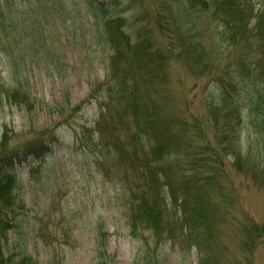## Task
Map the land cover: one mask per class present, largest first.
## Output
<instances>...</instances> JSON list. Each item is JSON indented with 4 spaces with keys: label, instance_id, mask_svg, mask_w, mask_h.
<instances>
[{
    "label": "rangeland",
    "instance_id": "rangeland-1",
    "mask_svg": "<svg viewBox=\"0 0 264 264\" xmlns=\"http://www.w3.org/2000/svg\"><path fill=\"white\" fill-rule=\"evenodd\" d=\"M121 1L108 14L127 16L133 37L144 28L152 34L155 46L164 51L177 17H183L182 6L173 0ZM247 5L252 25L253 15L264 9V0H247ZM170 8L176 19H170ZM197 11L206 13L200 3L191 10L192 16ZM211 26L213 34L218 32L217 23ZM99 28L95 21L86 19L80 0H0L1 76L6 85L27 77L25 87L34 103L27 109L0 101V141L5 129L13 145L61 120L58 142L46 155L34 153L15 161L20 189L12 191L18 198L13 208L19 213L12 229L6 230L5 252L18 253L23 245L35 264H96L95 234L101 224L105 251L114 258L112 264H264V134L256 132L248 118L238 123V145L247 162L237 168L234 156L225 154L212 127L204 122L202 105L219 85L215 73L234 68L231 65L242 53H261L264 41L258 48L247 49L238 42L228 47V42L223 45L214 39L215 73H195L184 58L171 56L159 67V77L147 81L149 94L156 96L163 109L160 112L169 125L167 130L177 128L173 135L181 148L183 166L190 163L187 174L197 178L191 192L203 194L201 201L191 198L186 215L205 214L206 225L211 226V233L204 234L202 229L183 223L178 204L181 197H172L163 184L161 226L172 228L168 235L165 231L166 238L156 248L151 229L142 224L136 230L129 227L131 210L125 201L132 199L131 193L126 188L121 191L115 178H104L128 177L133 184L137 161L129 160L135 152L148 154L149 148L116 112L108 122L122 129L121 140L119 136L111 139L106 131L102 136L95 126L100 104L108 101L106 95L111 97L106 92L110 50L98 38ZM15 34L20 38L14 40ZM32 37L39 41L31 50L32 56L19 59L21 41L26 43ZM15 59L20 64L19 73ZM123 69L130 73L126 66ZM68 97L72 106L82 104V108L71 112ZM52 105H58L63 114L51 112L48 106ZM181 120L185 121L182 132V126L174 124ZM121 141L127 145L124 152ZM175 159L161 161V170ZM180 177H184L183 171ZM187 234L193 238L184 240Z\"/></svg>",
    "mask_w": 264,
    "mask_h": 264
},
{
    "label": "trees",
    "instance_id": "trees-1",
    "mask_svg": "<svg viewBox=\"0 0 264 264\" xmlns=\"http://www.w3.org/2000/svg\"><path fill=\"white\" fill-rule=\"evenodd\" d=\"M173 1L175 5L182 6L184 20L183 17L176 19L177 15L170 8V19H176L177 23L170 35L171 41L168 47L162 51L155 46V40L149 31L141 28L133 37L134 31L128 24L127 16L108 14L112 7L121 5V0H80L86 19L91 22L95 21L100 25L98 38L103 42L106 50H110L108 56L110 59L106 61V77L109 78L107 79L106 92L111 97L108 98L106 95L108 101L100 104V118L96 120L95 126L102 136L106 131V134H110L111 139L119 136V140H121L122 129H116L108 122L113 112H116L126 126L134 128L135 135L139 136L140 141L143 142L144 140L145 143H148L149 148L148 154L137 155L135 152L134 158L129 160L130 162L137 161L135 166L137 174L133 184L128 177L104 178H107L108 181L115 178L120 183L119 189L121 191L122 188H126L125 190L131 193L132 199L125 201L128 209L131 210L128 218L129 227L136 230L142 224L151 229L154 247L156 248L157 244L166 238L165 231L168 235L172 228L168 225L166 227L161 226L164 218V213L160 207L163 184L167 185L172 197L176 194L181 197L178 204L182 210L180 216L183 223L188 222L192 229H202L204 234L206 232L211 233V226L206 225L205 214L202 217L193 213L191 218L186 215L187 209L192 204L191 198L198 202L202 200L203 194L199 191L195 194L191 192L193 182L197 178L187 174L190 170V163L185 160L188 165L183 166L185 162L181 161L182 156L179 154L181 148L178 147L173 135V131L177 128L171 126L170 130H167L169 125L161 116L163 109L157 103L156 96L149 94L148 87H146L147 81L159 77V67L171 56L184 58L190 70L195 73H215L213 69L217 67V62L212 55L214 39L223 45L228 42V47H232L238 42L247 49L258 48L264 41V9L258 10L253 15L255 21L250 25L251 15L250 10L247 9V0ZM197 3L201 4L203 10L206 9V13L197 11L192 16L191 10ZM132 15L135 16V14ZM207 19L210 22H207ZM135 20L139 21L140 18ZM213 23H217L216 28H218V32L215 34L211 32V24ZM238 32L243 35L239 37ZM202 36H206L205 40L202 39ZM16 37L17 39L20 38L16 34L13 35L14 40H17ZM38 42L35 37L30 38L26 43L21 41L20 53L23 55L19 53L18 58L23 60L32 56L31 50L37 46ZM28 46L29 50L27 49ZM124 63L130 71L129 74L124 72ZM235 63V65H231L234 68L227 69L226 72L223 69L220 73H215L219 85L217 89L209 92L202 105L204 122L212 127L225 154L233 155L234 165L241 168L246 165L247 159L246 154L242 155V149L238 145L239 141L236 134L238 123L243 121V118H248L253 124L254 130L264 134V50H261V53L253 50L242 53L235 60ZM13 64L15 71L19 73L20 64L16 59ZM10 70L13 69L10 68ZM24 79L27 80V77ZM24 79L22 77L17 78L9 81L6 85L0 69V101L6 100L11 104L23 105L30 109L34 103L29 100L31 96L26 90ZM67 103L71 112H76L82 108V104L72 106L69 97ZM58 107V105L48 106L51 112L58 111L62 115L63 111ZM59 119V122L44 128L37 136L23 142L12 145L6 129L1 138L0 264H35L34 259L23 245L18 248V253H6L4 248V243L8 239L6 230L12 229L13 220L19 213L13 208L18 198L12 191L15 192V189L19 187L14 173V164L20 156L27 157L29 154L34 155V153L40 156L55 145L59 137L57 129L61 125ZM174 124H178V128L181 126L183 128L185 121H175ZM183 130L184 128L181 129V132ZM102 136H100L101 139ZM122 143L123 141L119 144ZM121 148L124 152L127 150V145L123 143ZM172 157L176 158L175 163L161 170L160 162ZM182 171L184 177H180ZM177 173H179L178 176ZM102 229L101 224L96 227L94 247L96 264H112L114 258L105 251L104 241L106 239ZM172 236L173 233H171ZM185 236L184 240L193 238L191 234ZM21 248L22 251H20ZM145 264H152V261H147Z\"/></svg>",
    "mask_w": 264,
    "mask_h": 264
}]
</instances>
